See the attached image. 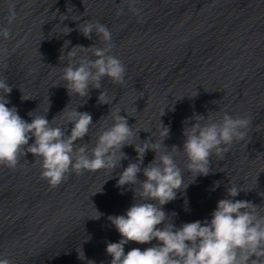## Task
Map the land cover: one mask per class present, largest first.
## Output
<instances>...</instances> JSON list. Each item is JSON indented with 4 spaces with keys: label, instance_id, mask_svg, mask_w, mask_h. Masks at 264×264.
Instances as JSON below:
<instances>
[{
    "label": "clouds",
    "instance_id": "clouds-1",
    "mask_svg": "<svg viewBox=\"0 0 264 264\" xmlns=\"http://www.w3.org/2000/svg\"><path fill=\"white\" fill-rule=\"evenodd\" d=\"M134 4L135 0H129L130 10L139 16ZM117 14H123V9H119ZM16 18L15 3L10 2L7 24H13ZM64 28L65 35L73 31L66 26ZM77 30L87 39H92V34H95L103 46L76 45L67 52L68 62L62 74L64 87L70 97L75 94L86 98L85 103L90 98L91 89L101 90L98 103L110 106L104 118L110 117L112 123L95 136V143L89 148L87 142L78 143L89 137L90 127L94 124L89 112L77 111L82 105L66 110L67 105L58 114L65 121L59 126L52 124L58 115L51 121L46 118L49 108L44 114L30 111L31 122H28L18 114L16 106H7L10 101L6 97L11 94L13 86L7 78L0 77V166L15 169L20 154L31 153L35 159L39 158L41 177L56 187L69 172L82 174L85 170L96 172L103 169L113 174L121 167L122 161L129 160L123 149L132 146L137 155L122 172L117 173V187L127 186L134 193V202L126 214L108 217L121 236L119 242L107 243L106 252L112 258L110 264H264L262 206L234 199L244 191L239 186L230 184L226 188L229 198L217 202L210 221L196 220L176 227L173 223L176 213L169 214L163 207L177 199L178 192L183 194L190 184L184 182V169L177 163L179 153L186 157L185 168L193 175V183L196 177L213 172V155L222 159L233 143L245 140L253 119L249 116L233 117L227 112L219 120H213L208 114H194L184 121L182 148L167 146L164 141L169 138L170 126L164 125L161 119L157 140L151 131L135 129L134 124H129L127 113L121 115L120 108L111 106L114 97L109 98L102 82L107 78L113 84L123 85L126 67L112 53L115 45L108 27L99 21L84 20L78 24ZM0 38H11L9 27L0 26ZM68 44L70 41H65V45ZM81 52H90L91 55L80 56ZM164 110L160 117L165 114ZM68 125H71L70 132ZM141 131L150 135L141 140ZM33 138L34 142L29 144ZM148 151L155 153L154 159L142 167ZM140 173L143 180L139 179ZM220 184V181L214 182L215 187ZM98 214L95 219L102 215ZM153 240L157 243L143 251L132 248L125 253L124 246L129 242L148 244ZM81 252L79 258L83 260L85 255L83 250ZM0 264H12V261L0 257ZM87 264L95 262L89 260Z\"/></svg>",
    "mask_w": 264,
    "mask_h": 264
}]
</instances>
